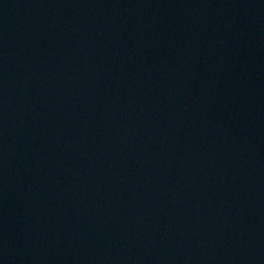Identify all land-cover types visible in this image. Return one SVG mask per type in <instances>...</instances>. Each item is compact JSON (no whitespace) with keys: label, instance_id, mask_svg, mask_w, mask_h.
I'll return each mask as SVG.
<instances>
[{"label":"water","instance_id":"95a60500","mask_svg":"<svg viewBox=\"0 0 264 264\" xmlns=\"http://www.w3.org/2000/svg\"><path fill=\"white\" fill-rule=\"evenodd\" d=\"M0 264H264V0H0Z\"/></svg>","mask_w":264,"mask_h":264}]
</instances>
